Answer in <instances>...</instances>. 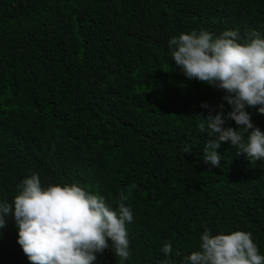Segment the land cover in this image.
<instances>
[{
  "label": "trees",
  "instance_id": "obj_1",
  "mask_svg": "<svg viewBox=\"0 0 264 264\" xmlns=\"http://www.w3.org/2000/svg\"><path fill=\"white\" fill-rule=\"evenodd\" d=\"M226 30L264 38V0H0V203L33 173L113 209L125 193L130 256L105 249L93 264H181L205 227L251 233L264 255V161L230 142L216 149L221 167L203 161L201 104L231 108L223 90L187 79L168 47ZM246 110L264 132V115ZM5 221L0 264H30L12 214Z\"/></svg>",
  "mask_w": 264,
  "mask_h": 264
},
{
  "label": "clouds",
  "instance_id": "obj_2",
  "mask_svg": "<svg viewBox=\"0 0 264 264\" xmlns=\"http://www.w3.org/2000/svg\"><path fill=\"white\" fill-rule=\"evenodd\" d=\"M236 31L226 30L214 37L207 31L173 36L168 41L171 59L189 80H197L223 90L222 101L231 111L224 113V103L215 111L207 103L201 107L208 113L197 115L201 133L210 138L204 146L203 161L221 167L216 151L221 142H230L237 154L251 161H264V132L252 123L246 109L256 108L264 115V38L252 32L243 43ZM228 120L237 125L225 127ZM185 147L184 152H190ZM11 203H0V228L5 216L12 214L18 226L17 243L30 264H93L96 253L111 249L125 261L130 256L126 223L133 220L132 209L121 192L116 209L103 197L92 194L77 184L42 187L33 173L19 185ZM167 257L172 247L166 244ZM176 256L180 253L176 252ZM163 264H173L166 259ZM181 264H264L251 233L236 230L212 234L207 227L200 236L198 251L183 258Z\"/></svg>",
  "mask_w": 264,
  "mask_h": 264
}]
</instances>
